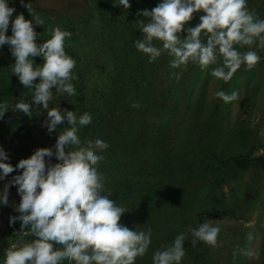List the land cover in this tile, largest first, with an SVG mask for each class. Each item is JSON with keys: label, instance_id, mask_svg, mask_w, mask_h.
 Here are the masks:
<instances>
[{"label": "rangeland", "instance_id": "374dc122", "mask_svg": "<svg viewBox=\"0 0 264 264\" xmlns=\"http://www.w3.org/2000/svg\"><path fill=\"white\" fill-rule=\"evenodd\" d=\"M14 1L24 6L20 0ZM105 2L108 6L93 20V37H89L92 44L87 50L89 45L86 43L87 52L81 53L82 66L76 64L73 73L75 75L80 67L90 74L97 65L107 68L110 73L115 72L110 85L108 115L104 123L90 130L82 142L85 145L86 141L99 138L109 145L98 166L104 176L103 194L116 192L125 179L130 182L131 188L124 185L127 189L118 190V196L113 199L128 210L120 223L131 230L151 229L148 251L143 257H137L135 264H153L154 253L163 251L181 233L187 237L184 241L186 254L181 264H260L264 261V171L253 166L234 168L232 160L257 157L262 153L264 48L259 47L257 41L251 50L257 52L260 62L251 70L242 65L227 83L210 74L213 68L222 66V58L204 71L197 64L189 63L187 71H183L177 81L172 74L181 69L170 67L172 57L166 51L150 63L149 57L135 47V41L143 38L137 21L147 22V18L137 13L151 10L162 0H129V9L120 6L119 0H94L98 6ZM28 3L51 19L65 13L76 19L87 12L89 0H24V4ZM247 7L264 19V0H247ZM18 14H23L26 20L33 19L34 30L39 34L37 43L51 38L48 29L35 24L34 15L16 11L10 18L6 35H12L11 20ZM202 14H194L186 28L197 26ZM65 28L69 31L68 25ZM186 36V31L181 33V39ZM201 39L206 42L203 34ZM154 46L162 48V43L154 41ZM234 47L240 52L250 50L248 46ZM33 61L35 65L44 62L42 57H35ZM14 63L9 46L0 47V98L1 103L8 104L3 125L10 132L19 128L26 130L20 140L14 138L2 147L8 155V160L3 162L10 163L15 169L21 159L29 158L39 148L55 151L56 139L60 131L65 130L61 127L70 126L67 123L58 125L57 130L49 134L42 126L47 119V110L42 105L33 104L31 117L15 111V104L20 101L33 103L34 88H26L17 78L18 92L15 96L12 94L10 66ZM38 82L37 79L35 83ZM71 83L76 85V79ZM217 91L226 94L236 91L238 98L225 103L215 97ZM77 103V94H59L53 89L49 109L74 111L79 118ZM134 103L140 107H132ZM3 120L0 118V123ZM126 135H131L132 140L125 141ZM115 152L128 157L127 163L123 164L127 169H123V174H118L109 185L108 172L103 168L116 166L119 160ZM54 158H51L53 164L56 163ZM136 167L138 172H130ZM22 171L15 169L0 180V193L4 185ZM126 172L130 174L125 176ZM17 187L9 188L8 205H0V239L6 237L11 213L16 211L21 199ZM203 222L219 227L216 247L203 242L192 247L191 232ZM250 233L254 237L251 243L248 240ZM26 235L30 234H23ZM33 239V236L29 239L20 237L12 244ZM246 249L258 253L259 257H246L242 254ZM5 258L0 264H4ZM65 263L69 264L68 261Z\"/></svg>", "mask_w": 264, "mask_h": 264}, {"label": "clouds", "instance_id": "9594fccd", "mask_svg": "<svg viewBox=\"0 0 264 264\" xmlns=\"http://www.w3.org/2000/svg\"><path fill=\"white\" fill-rule=\"evenodd\" d=\"M31 14V3L24 4ZM125 9L131 7L129 0H119ZM115 6V5H114ZM15 9L9 7L8 0H0V47L8 45L15 63L11 73L20 83L33 90V103L20 101L15 111L32 116L33 104L42 105L47 110L45 126L51 134L58 125L67 123L70 127L60 131L53 148H39L27 159H21L15 169H22L4 185L0 193V205H8L9 188L18 186L21 197L16 211L19 216L9 219L10 226L21 221V236L27 233L34 237L31 242L12 244L6 251L4 264H135L137 257H143L151 244V229L131 230L120 223L128 210L105 195L104 176L98 171L104 159L102 153L109 145L97 138L82 145L78 136L79 128L92 122V116L84 113L79 118L74 111L51 108L53 89L59 94L76 95L71 83L76 79L73 70L76 61L67 55L65 40L72 33L59 27L50 29L51 38L37 43L39 34L34 30L33 19L26 20L23 14L11 20L12 35H6L10 18ZM200 15V23L195 27L186 25L194 14ZM138 16L147 18L137 21L143 38L135 41L138 51L154 62L166 51L172 57L170 67L181 69L172 75L178 81L189 63L197 64L201 71L215 65L222 58V66L215 67L211 76L229 82L242 65L251 70L260 62L258 46L264 48V19L250 11L247 0H162L151 10H143ZM35 24L42 26L44 21L35 17ZM187 36L181 39V33ZM206 37V42L201 35ZM160 41L162 48L154 46ZM248 46L250 50L240 52L234 47ZM42 57L43 64L35 65L33 58ZM39 80L38 83H35ZM215 97L225 103L238 98L233 91L215 92ZM140 107L138 103L132 105ZM8 111L7 102L0 103V118ZM55 156L57 163H51ZM48 158L46 160L45 158ZM8 155L0 147V180L15 171ZM27 229V230H25ZM220 229L203 222L192 230V247L198 243L216 247ZM254 237L250 233L251 243ZM184 233L176 236L174 242L163 251L153 255V264H181L185 256ZM246 257H259L250 249L242 250Z\"/></svg>", "mask_w": 264, "mask_h": 264}, {"label": "trees", "instance_id": "16d2710c", "mask_svg": "<svg viewBox=\"0 0 264 264\" xmlns=\"http://www.w3.org/2000/svg\"><path fill=\"white\" fill-rule=\"evenodd\" d=\"M14 2H15L14 0H8L9 7L12 6L16 12L30 14L26 7L25 9L24 6H19ZM106 6H108L107 2H105L103 6H98L94 3V0H89L87 12L84 11V13L79 14L76 19L71 18L69 11L67 12L69 14L66 13L62 14L59 17H56L55 19L54 18L51 19L49 16L45 15V13H41V11L35 8H32L31 14L34 15L35 17L38 16L41 19H43L44 21L43 26L44 28L48 29V31L56 27H59L61 30H66L65 26L68 25L69 32H71L72 35L70 38H66L65 40V51L67 55H69L76 61L77 66H82L81 53L84 52L86 48L88 50V48L92 44L91 42L89 43L90 41L89 37H93L91 35L92 24L94 23L93 20H95L97 13H99V11H101L102 8H106ZM63 16H65L66 19H64L65 17ZM86 43H88L89 46L85 48ZM87 50L85 52H87ZM102 67L103 66L97 65V68L96 67L93 68L92 73L90 74H88L84 69L80 67L75 72L76 85H74V88L77 94V101H78L77 105L80 116H82L84 113H88L92 116V122L89 125L82 126L79 128L78 136L81 139V142L88 135L90 130L99 128L104 123L105 117L108 115L109 101L111 98L110 85L113 82L114 79L113 77L115 76V72L113 70V72L110 73V71L107 68L105 67L102 68ZM17 78L18 77L16 75L12 74V78L10 81V89L14 96L18 92V88L16 86ZM1 101L2 99L0 98V103ZM3 118L4 120L0 123V147H5L14 138L20 140L21 137L23 136L22 132L26 131L24 130V128L22 130H20L21 128H19L15 132H10L7 129V127L3 125V123L6 122L7 116H3ZM61 128L66 129L68 128V126L63 125ZM131 137H132L131 135H126L124 136V140L131 141L132 140ZM93 138L95 137L92 136V139ZM82 145H84L83 142ZM117 153L118 152H115V155L118 158L119 162L116 163V166H112V167L105 166L103 168V170H107L108 172L107 180L110 181L109 185L113 183L115 178H118V174H123V172H121L123 169L124 171L125 169H127V166L123 164L127 163L128 157L127 156L122 157ZM98 154L104 155V152ZM111 157L113 158V155H111ZM54 160H56V158H54ZM57 162L58 161L56 160V163ZM232 164L234 165V168L244 169L253 166L264 171V143L262 145V153L259 156L252 158L248 156L244 158L237 157L232 160ZM134 169L135 170L130 172H138L139 168L136 167ZM130 172H126L125 176H128ZM114 185L117 186V183ZM124 185H128V188L129 187L131 188L130 182H128V180L125 179L124 184L120 188H118L117 191L121 189H127ZM145 185L146 182L142 184V186ZM117 191L112 193L109 199L113 200L114 198H116L118 196L116 195ZM121 193H125V192L121 191ZM108 194L109 193H107L106 195ZM145 194L147 193L145 192ZM11 216L12 217L19 216V212L12 211ZM20 225H21V221L19 220H17L11 226L10 224H8L6 237L0 239V263L6 257L5 251H7L8 246H10L14 241L18 240L20 237L26 239L32 237L31 235L20 236L21 235V233H19L21 231ZM13 231H15V234H13ZM69 264H71V262H69ZM260 264H264V261H262Z\"/></svg>", "mask_w": 264, "mask_h": 264}]
</instances>
